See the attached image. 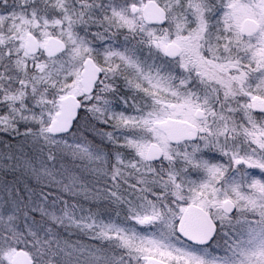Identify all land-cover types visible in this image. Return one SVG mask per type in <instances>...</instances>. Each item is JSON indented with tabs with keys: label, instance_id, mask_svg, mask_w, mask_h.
<instances>
[{
	"label": "snow or ice",
	"instance_id": "obj_1",
	"mask_svg": "<svg viewBox=\"0 0 264 264\" xmlns=\"http://www.w3.org/2000/svg\"><path fill=\"white\" fill-rule=\"evenodd\" d=\"M0 264H264V0H0Z\"/></svg>",
	"mask_w": 264,
	"mask_h": 264
}]
</instances>
